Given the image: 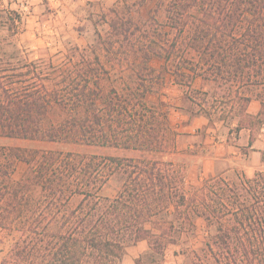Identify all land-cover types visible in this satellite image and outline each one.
Wrapping results in <instances>:
<instances>
[{"label": "trees", "instance_id": "trees-1", "mask_svg": "<svg viewBox=\"0 0 264 264\" xmlns=\"http://www.w3.org/2000/svg\"><path fill=\"white\" fill-rule=\"evenodd\" d=\"M166 19L168 32L138 35L131 18L115 12L106 20L98 37L108 62L135 81L123 92L96 50L90 57L73 48L61 63L7 61L0 137L174 152V106L148 100L170 74L189 88L197 77L225 85L221 96L237 121L230 131L248 129L252 146L264 124V0H167ZM253 98L257 114L248 112ZM18 162L26 168L15 177ZM115 174L119 191L102 195ZM187 177L169 159L1 146L0 228L18 233L1 264H124L126 248L143 240L149 264H160L169 243L194 233L197 217L215 225L204 248L211 264H264V171L240 184L211 176L194 190ZM192 252L183 264H206Z\"/></svg>", "mask_w": 264, "mask_h": 264}, {"label": "rangeland", "instance_id": "rangeland-1", "mask_svg": "<svg viewBox=\"0 0 264 264\" xmlns=\"http://www.w3.org/2000/svg\"><path fill=\"white\" fill-rule=\"evenodd\" d=\"M166 3L167 0H116L104 5L91 2L90 5L77 6L73 0H0V66H6L7 61H16L17 58L24 60L43 58L44 61L51 59L55 63H61L68 60L67 56L73 48H79L80 51L86 52L90 57L93 56L92 51L96 50L101 61L110 70L109 83L123 92L127 86H133L135 81L131 78V72L125 69L123 65L108 62L98 34L106 36L110 28L106 20L110 16H114L115 12L121 17L132 19L131 25L132 29H135L136 35L143 31L151 33L155 30L162 33L168 32L170 28L164 25L167 20ZM112 10L115 12H111ZM13 52L16 54L15 58L11 55ZM187 56L197 59L196 53L192 50L187 53ZM77 58L78 55L74 57V60ZM162 63L163 60L160 58L152 60V64L157 67ZM224 88L225 85L221 86L219 81L202 77H197L189 88L187 85L176 83L174 77L168 74L160 91L149 94L148 100L154 103L158 99H162L172 104L174 107L170 109V114L177 117L179 112L177 117L179 119L185 120L187 117L204 115L209 118L211 123L215 122L217 127L228 129L232 127L233 123H236V116L230 109V103L224 104L221 96ZM235 136L237 135L233 134V137ZM262 141L264 142V131ZM1 146L58 149L82 151L90 154L157 159H165L172 153L171 151L147 152L9 137H0ZM179 164L186 169V163L181 162ZM25 168V163L18 162L15 177H19ZM258 171L260 170L256 172ZM244 178L249 177L240 175L237 182H230L240 184ZM204 180L200 182L189 181L187 186L194 190ZM121 185V175L115 174L100 193L113 197ZM78 200L79 197L75 196L72 203L75 204ZM195 224L194 233H183L177 242L168 244L163 257L160 258V264H183L188 256L193 255L192 250H195L206 264H211V260L205 256L204 248L208 236L215 232V225L208 226L202 217L195 218ZM16 238H18L16 231L0 228V264ZM148 249L145 242H137L128 246L123 258L124 264H135L141 256L145 264H149L150 259L145 254Z\"/></svg>", "mask_w": 264, "mask_h": 264}, {"label": "crops", "instance_id": "crops-1", "mask_svg": "<svg viewBox=\"0 0 264 264\" xmlns=\"http://www.w3.org/2000/svg\"><path fill=\"white\" fill-rule=\"evenodd\" d=\"M113 1L116 0H73V3L77 6L90 5L91 2L104 5ZM259 109V100L253 98L249 103L248 112L257 114ZM170 117L179 134L177 150L165 159L186 163L187 183L200 182L211 176H221L228 181L237 182L240 175L251 178L257 170L264 171V124L253 145L248 146L250 131L246 128L236 133L230 131V128L217 127L215 122L211 123L204 115L187 117L185 120L172 114ZM236 124L237 121L233 123L232 128ZM233 134L237 136L233 137ZM139 242L147 244L145 240Z\"/></svg>", "mask_w": 264, "mask_h": 264}]
</instances>
